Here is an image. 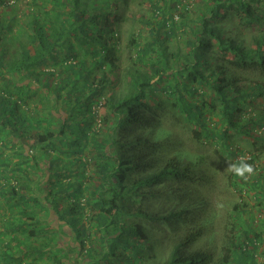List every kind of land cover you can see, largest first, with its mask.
I'll return each instance as SVG.
<instances>
[{"label": "trees", "instance_id": "16d2710c", "mask_svg": "<svg viewBox=\"0 0 264 264\" xmlns=\"http://www.w3.org/2000/svg\"><path fill=\"white\" fill-rule=\"evenodd\" d=\"M18 1L0 0V264L70 262V252L54 244L57 229L45 222L50 213L75 239L72 251L80 258L73 264H252L257 236L248 230L233 233L219 255L192 249L206 228L195 209L188 219L193 198L167 211L150 209L151 201L180 194L178 184L187 187L196 177L190 164L157 156L161 142L150 125L151 105L163 109L162 93L176 95L169 112L176 108L194 127L205 128L207 107L190 98L206 88L227 129L246 135L264 128V105L247 120L235 119L245 99L263 96L262 84L228 73L264 75V29L250 46L226 33L230 21L262 26L264 0H200L195 26L187 23L186 2L147 0L156 23L142 43V34L130 35V65L123 82L118 77L117 95L107 75L118 67L119 9L130 0H30L21 14L25 22L17 18ZM87 1L102 2L104 10L89 14ZM173 1L170 9L183 12L178 25L190 31L182 55L166 48L176 35L166 9ZM171 80L183 84V94ZM96 120L105 127L99 138ZM204 139L227 145L226 132L211 127ZM234 177L231 187L241 191ZM242 212L240 205L232 208L236 217ZM178 221L183 227L162 242L150 227ZM164 246L167 256L160 259Z\"/></svg>", "mask_w": 264, "mask_h": 264}, {"label": "rangeland", "instance_id": "374dc122", "mask_svg": "<svg viewBox=\"0 0 264 264\" xmlns=\"http://www.w3.org/2000/svg\"><path fill=\"white\" fill-rule=\"evenodd\" d=\"M180 1L182 4L184 2L187 3H185L187 11H184L188 13V17L186 18L187 23L189 26H195L196 21L193 19L199 15L195 11V7L201 1ZM86 3L87 12L89 14H95L104 10V6L101 5L103 4L102 2H96L92 5L90 1ZM28 4L30 5V0H19L16 4L18 8L16 12L17 18L22 22H25V20L21 14L29 7ZM173 4H175V1L168 3L166 9H169L173 14L174 21L172 22H175L173 25L176 35L172 37L171 40L167 41L166 48L168 54L177 53L182 55L187 49L185 41L190 36V31L188 28L186 29V27L184 28L178 25L183 12L170 9ZM260 7L264 11V5ZM151 13L152 10L147 0H130L128 7L123 5L120 6V40L117 42L120 59L116 63L118 66L117 70H115L116 72H110L107 75L110 81L115 83L113 89L116 90V95L121 92V89H119L121 87L118 84V77L121 76L123 82V70L126 66L130 65L127 46L129 37L132 33L139 32L142 34V38L140 39L142 43L149 36L150 24L154 25L156 23ZM178 14L179 20H177ZM226 26L227 25H222L224 28ZM262 29H264V19L262 21V26L258 25L254 26V28L237 27L235 21H230L226 33L235 39L236 42L250 46L254 40V36ZM228 73L233 77L241 76V78H244L248 82L251 81L262 84L263 96L254 99H245V102L242 104V115H235V119L247 120L250 116L255 115L264 105V75L257 72L240 73L235 70H229ZM171 83V87L176 93H179V95L183 94V84H176L174 80H171ZM196 92L195 95H192L190 101L196 104L203 103L207 107V121L204 123L206 124L205 128L194 127L192 123L187 121L184 113H182V115L178 114L176 108H174L172 112H169V106L172 105L171 100H174L176 95L172 98L170 95L160 93L161 97L166 100L162 104L167 106H161L163 107L161 110L151 105V110L155 113L152 115L150 126L155 132L157 140L161 142L160 148L157 150V156L162 157V159L176 157L181 165L190 164L192 166V172L196 177L187 187H184L186 183L181 182L178 184L179 187H182V192H180V194L174 197L170 194H166L159 200L151 201L150 209L160 210L162 212L167 211L172 205L184 206L183 197L191 200L193 198L195 203L188 207V209L191 210L188 219L191 220L192 210L195 209L194 215L200 213V217L205 218L203 220H206V228L204 236L192 247V249H203L207 247L215 254L219 255L223 247H228L229 242L232 240V234H238L241 229H244L249 231L251 238H253L254 235L258 237L252 239L255 242V249H251L249 252V255H251L253 259L252 264H264V128L253 129L250 134L246 135L241 132L227 129L226 121L221 119L220 105L217 103L214 95L206 88L198 89ZM105 94L106 92L103 93L102 97H105ZM255 94L256 92L253 91V95ZM102 100L103 99H100V101ZM211 105H214V108H212ZM158 107L161 108L160 106ZM98 108L100 115H102L104 110L101 107ZM54 125L56 127V122H54ZM102 126L103 124L101 122L98 123L96 120L94 128L95 130H100V134L97 133L98 138L105 132V127ZM208 127H211V129L217 133L225 131L227 145L220 144L221 142L219 139H204ZM86 147L88 150H91L92 144L87 141ZM62 150L63 147L60 146L54 154ZM253 156V161L248 162ZM61 158L65 157L61 155ZM241 158L253 165L254 174L250 175L246 181L244 180L243 184L239 183V179L237 178L236 183L241 188V191H237L234 190L230 184L231 181L235 180V177L231 172L226 171V168L230 162L235 163L236 160H240ZM39 165L44 167L47 164L45 162H40ZM89 172L90 169L88 174ZM173 186L176 187L175 184H173ZM234 205H240L243 208V212L239 214L238 217L234 216L232 213ZM45 222L58 231L54 240L55 246L61 248V252L65 254L70 252V262L68 264H73L75 259L79 261L80 255L76 254V251H72V249H74L72 247L76 246L75 239H72L71 233L68 231L66 225L59 221L57 222V219L52 213L49 214ZM173 224L174 225L153 223L150 227L153 229V233L156 238H158V241L160 240L162 242L176 232H179L184 225L180 221ZM144 225L147 224L144 223ZM167 249L168 246H164L159 252L158 258L163 259L166 257ZM97 250L99 249L97 248ZM41 264H45V262Z\"/></svg>", "mask_w": 264, "mask_h": 264}, {"label": "clouds", "instance_id": "9594fccd", "mask_svg": "<svg viewBox=\"0 0 264 264\" xmlns=\"http://www.w3.org/2000/svg\"><path fill=\"white\" fill-rule=\"evenodd\" d=\"M226 171L231 172L234 176L246 181L250 175L254 174V167L247 163L245 159L241 158L236 163L230 162Z\"/></svg>", "mask_w": 264, "mask_h": 264}]
</instances>
